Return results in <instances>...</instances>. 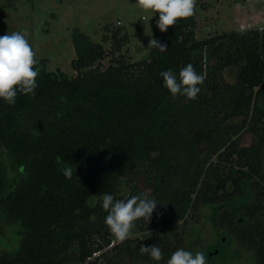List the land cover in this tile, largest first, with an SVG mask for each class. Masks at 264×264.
I'll return each mask as SVG.
<instances>
[{
	"label": "trees",
	"instance_id": "obj_1",
	"mask_svg": "<svg viewBox=\"0 0 264 264\" xmlns=\"http://www.w3.org/2000/svg\"><path fill=\"white\" fill-rule=\"evenodd\" d=\"M153 14L152 39L165 52L150 46L139 60L111 58L100 69L101 44L73 28L75 75L46 71L39 60L35 95L18 92L11 106L0 99V227L15 222L19 233L17 249L0 253V264H165L182 242L178 223L201 205L240 196L242 182L248 201L223 206L214 221L253 264H264V27L196 39L194 15L161 32ZM188 64L205 77L201 91L194 100L173 98L160 73L172 70L179 79ZM227 66L235 69L231 83L220 74ZM242 132L255 141L239 145ZM104 194L158 203L149 223L135 222V243L111 235ZM159 227L170 235L155 232ZM153 245L161 261L139 254Z\"/></svg>",
	"mask_w": 264,
	"mask_h": 264
},
{
	"label": "rangeland",
	"instance_id": "obj_2",
	"mask_svg": "<svg viewBox=\"0 0 264 264\" xmlns=\"http://www.w3.org/2000/svg\"><path fill=\"white\" fill-rule=\"evenodd\" d=\"M135 4L136 0H0V36L13 32L26 33V39L35 52L34 58L36 61L42 60L44 70H59L66 76H73L76 72L69 64L74 56L70 41L73 28L86 34L91 41L101 44L106 53L99 61L100 69L105 67L111 58L131 62L145 56L150 47L156 19L153 12L143 11ZM194 20L196 39L222 32L260 29L264 27V0H202L195 6ZM220 74L224 81L231 83L234 81L235 69L227 66ZM260 102L264 104V94L260 97ZM237 121L238 119L234 122ZM254 141L249 132L238 135V143L241 146L250 145ZM2 164L6 175L9 176L10 165L5 154L2 155ZM260 172L264 175V144ZM137 184L140 189L147 190L141 180H138ZM241 187L240 196L230 202L224 205H201L194 213L185 217L184 224L178 223L176 231H180L182 235L178 249L189 251L193 256L196 252H202L206 264H253L251 253L214 221L215 213L223 206L233 208L248 201V183L242 182ZM155 232L168 236L171 229L159 227ZM140 235L141 233L135 232L128 239L135 243ZM18 239V226L15 222L2 225L0 253L14 252ZM212 250L216 252L210 255ZM121 262L148 264L129 262L127 259H122ZM82 264L106 262L103 258L95 261L89 258Z\"/></svg>",
	"mask_w": 264,
	"mask_h": 264
},
{
	"label": "clouds",
	"instance_id": "obj_3",
	"mask_svg": "<svg viewBox=\"0 0 264 264\" xmlns=\"http://www.w3.org/2000/svg\"><path fill=\"white\" fill-rule=\"evenodd\" d=\"M136 6L143 11L159 14L156 27L165 32L180 19L189 18L195 13L196 0H136ZM149 46L165 52L168 48L158 40H150ZM148 46V47H149ZM35 52L26 39V33L13 32L0 36V99L8 105L15 104L17 93L35 95L38 70H34ZM164 87L173 98L177 95L194 100L200 93L198 85H202L205 77L197 74L192 64H188L179 71V79L172 70L160 73ZM66 178H71L73 169L66 167L62 170ZM154 198L147 195L132 196L129 199H115L113 195L102 196V208L108 213L105 219L111 235L117 242L128 239L137 220L150 222L151 215L157 206ZM139 254H148L154 261L163 259L161 249L157 245L141 246ZM166 264H206L202 252L193 254L184 249L176 250Z\"/></svg>",
	"mask_w": 264,
	"mask_h": 264
},
{
	"label": "water",
	"instance_id": "obj_4",
	"mask_svg": "<svg viewBox=\"0 0 264 264\" xmlns=\"http://www.w3.org/2000/svg\"><path fill=\"white\" fill-rule=\"evenodd\" d=\"M215 252H216L215 250H212V252H210L209 254L211 255V254H214ZM209 254H208V255H209Z\"/></svg>",
	"mask_w": 264,
	"mask_h": 264
}]
</instances>
